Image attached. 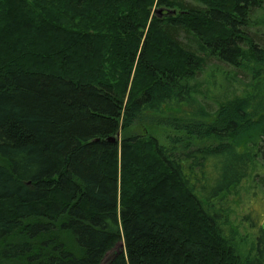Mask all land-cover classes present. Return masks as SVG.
<instances>
[{
	"label": "trees",
	"instance_id": "obj_1",
	"mask_svg": "<svg viewBox=\"0 0 264 264\" xmlns=\"http://www.w3.org/2000/svg\"><path fill=\"white\" fill-rule=\"evenodd\" d=\"M195 1L0 0V264H102L120 242L109 264H264L217 209L264 154V0ZM208 59L251 77L214 113L184 112L177 129L209 144L138 135L194 104ZM230 149L216 186L204 168Z\"/></svg>",
	"mask_w": 264,
	"mask_h": 264
},
{
	"label": "rangeland",
	"instance_id": "obj_2",
	"mask_svg": "<svg viewBox=\"0 0 264 264\" xmlns=\"http://www.w3.org/2000/svg\"><path fill=\"white\" fill-rule=\"evenodd\" d=\"M181 1L186 5L193 6L197 3L195 0ZM166 8L156 6L154 10L160 16L163 13H169ZM171 10L175 14L179 11L178 8H171ZM180 39L184 43L188 41L186 37ZM206 63L197 78L191 83L193 87L197 86L192 89V92L195 89L198 92L194 94L196 98L194 104H190L189 102L186 104L180 103V105L179 102L168 104V119L164 120L161 117L162 113L152 115L155 118H148L141 122V125H138L135 130L138 135H145L148 127L150 129L154 127L152 131L160 144L170 148L177 145V152H181L180 154H183V152L188 153L192 148L203 147L209 144L205 143V140L202 141L195 136L190 138L186 132L177 129L178 126H181L185 122L186 116L184 117V112L185 115H197L200 113L206 115L207 111L214 113L219 106V101L224 100L228 96L232 97L235 94H241L245 87L251 84V77L242 73V70H238L234 66L225 65L217 59H208ZM237 76L240 80L236 81ZM178 138L180 139V143L175 141ZM122 139L123 132L119 131L118 135L114 136V142H121ZM259 145L263 147L262 152H264V140ZM236 152L237 149L234 152L230 149L228 155L219 154L218 156H211L210 165L204 168V172L206 174L215 173L216 176L218 175L215 177L216 186L222 181L226 167L232 165V154ZM257 158L256 171L254 170L247 178L242 180L236 191L232 192L225 200L224 205L219 203L217 205L219 213H223V207L226 208L228 206L230 208V219L227 223L223 222L222 227L235 242L234 244L237 246L240 258L243 260H246L247 257L253 259L256 254H259L260 249H264V154ZM200 169L201 166H198L197 170ZM237 171L239 172V169ZM206 183L208 182H202L203 185H206ZM122 246L121 242L118 243L116 248L106 255L102 264H109L114 253Z\"/></svg>",
	"mask_w": 264,
	"mask_h": 264
},
{
	"label": "water",
	"instance_id": "obj_3",
	"mask_svg": "<svg viewBox=\"0 0 264 264\" xmlns=\"http://www.w3.org/2000/svg\"><path fill=\"white\" fill-rule=\"evenodd\" d=\"M112 141H114V139H112ZM123 244L121 243V246H122Z\"/></svg>",
	"mask_w": 264,
	"mask_h": 264
},
{
	"label": "bare ground",
	"instance_id": "obj_4",
	"mask_svg": "<svg viewBox=\"0 0 264 264\" xmlns=\"http://www.w3.org/2000/svg\"><path fill=\"white\" fill-rule=\"evenodd\" d=\"M112 139H114V138H112ZM112 139H111V140H112Z\"/></svg>",
	"mask_w": 264,
	"mask_h": 264
}]
</instances>
